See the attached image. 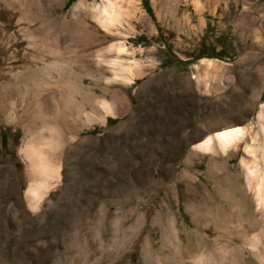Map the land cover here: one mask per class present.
<instances>
[{
  "label": "rangeland",
  "instance_id": "1",
  "mask_svg": "<svg viewBox=\"0 0 264 264\" xmlns=\"http://www.w3.org/2000/svg\"><path fill=\"white\" fill-rule=\"evenodd\" d=\"M135 1L107 31L101 0H0V264H264V0ZM39 109L60 178L29 205Z\"/></svg>",
  "mask_w": 264,
  "mask_h": 264
},
{
  "label": "bare ground",
  "instance_id": "2",
  "mask_svg": "<svg viewBox=\"0 0 264 264\" xmlns=\"http://www.w3.org/2000/svg\"><path fill=\"white\" fill-rule=\"evenodd\" d=\"M134 2L136 1L135 0H101V4L98 8V11L96 10V12L93 13L92 15H94L95 20L98 22V24H100L101 27L107 29L108 31V29H111V27L113 26L115 28L117 22L122 21L120 20L121 16L128 9V5H131ZM123 49L125 50V47H123ZM123 49L120 48L117 49V51H121ZM111 64L114 68H116L119 76L126 79V81L132 79V75L134 73L132 68H130V66L126 67L121 62L115 60L112 61ZM102 101H103L102 108L104 107L105 109H107V107L109 106H105V104L108 102L106 101V103L104 104V100ZM263 115L264 114L262 110H260L259 117L263 118ZM45 116L46 113L42 112L41 109L37 111L35 119H37V121L40 122V125L38 127L39 130L36 133L37 134L36 138H34V140L32 138H28L27 137L28 134L26 133L24 138L22 139L20 147L18 148L21 158L26 163V171L30 175V180L28 181L26 188L23 192L29 205L38 203L39 199H41L40 198L41 193L47 192L52 187L53 183L55 181H59L60 178V167H61L60 159H57L58 158L57 154L53 153V151H55L54 147L57 140L56 136L58 131L57 129H55V127L49 125L48 122L49 120H44V118L42 119V117ZM26 131L27 128L25 132ZM262 131L264 132V126L262 127ZM243 132L244 131L240 126L224 127L214 132L212 135L205 136L200 142L196 144V147L201 150H210V149L213 150L212 141L214 140L217 147L224 152L230 149L231 147H233L235 144H237L236 142L238 138L242 136ZM251 145L245 147V152L251 155V161L247 163L248 160L246 159V163H243V169L248 180L247 183L249 188L252 189V191L256 196L255 199H257L258 204L261 205L262 206L261 208H263L262 210H264V175L259 176V174L257 173L258 168L256 165L258 163L256 164V160H255V157H257L255 150L256 148L254 149ZM59 158H60V154H59ZM260 159L262 160L263 169H264V146L261 149Z\"/></svg>",
  "mask_w": 264,
  "mask_h": 264
}]
</instances>
